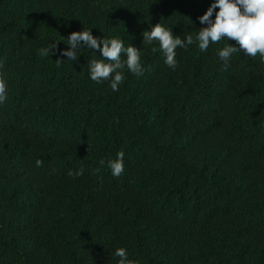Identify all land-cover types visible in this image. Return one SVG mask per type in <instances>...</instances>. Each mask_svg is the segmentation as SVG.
Masks as SVG:
<instances>
[{
  "label": "trees",
  "instance_id": "16d2710c",
  "mask_svg": "<svg viewBox=\"0 0 264 264\" xmlns=\"http://www.w3.org/2000/svg\"><path fill=\"white\" fill-rule=\"evenodd\" d=\"M213 2L0 0V264H117L121 247L139 264H264V58L225 68L228 41L194 43L173 70L143 47L160 22L195 39ZM84 28L141 49L143 74L113 92L89 78L98 50L37 55ZM120 151L114 177L100 161Z\"/></svg>",
  "mask_w": 264,
  "mask_h": 264
},
{
  "label": "clouds",
  "instance_id": "9594fccd",
  "mask_svg": "<svg viewBox=\"0 0 264 264\" xmlns=\"http://www.w3.org/2000/svg\"><path fill=\"white\" fill-rule=\"evenodd\" d=\"M217 9L219 10L216 11ZM199 20L206 26L199 29L195 39L191 34L185 35L184 38L174 35L172 28L161 22L150 25L142 34L143 47L158 42L165 65L173 70L178 67L177 48L187 49L194 43L201 52H205L210 44H217L221 40L228 41L224 47L217 49V55L225 68L228 67L233 54L237 52L253 58L258 55L264 58V0H214ZM92 29L84 28L82 31L72 32L64 42L70 46L69 48L60 50L58 47L60 41L52 40L46 47L39 48L37 55L40 58H47L56 50L62 58H68L57 60L56 62L60 64L64 61H78L82 48L98 50L102 59H90L89 78L96 83L107 81L113 92L119 91L120 86L124 84L125 69L136 76L143 74L141 49L130 44L125 46L124 40L119 36L111 38L104 35L94 36ZM230 40L235 43H229ZM8 99V81L6 75L0 74V105ZM124 158L125 153L120 151L115 159L101 160L100 164L103 166L106 163L111 175L118 177L124 171ZM39 164L40 161H37L38 166ZM82 174V171L76 173ZM114 256L118 258L117 264H139L138 261L129 259L127 249L123 247L117 248Z\"/></svg>",
  "mask_w": 264,
  "mask_h": 264
}]
</instances>
